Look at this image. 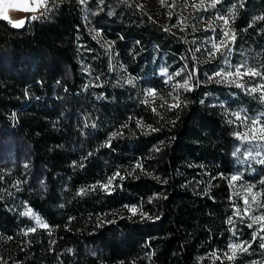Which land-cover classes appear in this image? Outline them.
<instances>
[{
  "label": "trees",
  "instance_id": "1",
  "mask_svg": "<svg viewBox=\"0 0 264 264\" xmlns=\"http://www.w3.org/2000/svg\"><path fill=\"white\" fill-rule=\"evenodd\" d=\"M211 3L202 15L226 16L236 35L229 59L264 73V0ZM50 8L19 29L0 20V264L264 261V234L248 227L264 203V150L246 159L228 119L234 110L264 122V100L206 81L216 68L196 63L189 43L134 0H52ZM190 72L180 108L143 103L148 89L176 95L175 81ZM113 132L123 135L105 147ZM117 171L125 178L109 195L99 185ZM232 175L240 179L230 185ZM28 208L50 228L25 236L36 226ZM232 243L247 252L212 256Z\"/></svg>",
  "mask_w": 264,
  "mask_h": 264
},
{
  "label": "snow or ice",
  "instance_id": "2",
  "mask_svg": "<svg viewBox=\"0 0 264 264\" xmlns=\"http://www.w3.org/2000/svg\"><path fill=\"white\" fill-rule=\"evenodd\" d=\"M87 0H79V3L81 5L85 4ZM220 0H212L210 7H215L217 3H219ZM52 3V0H0V20L6 21L13 28H22L26 22V20H36L41 16H44L47 12L51 10L50 4ZM160 3L162 5L166 4V0H160ZM195 9L200 10L202 8H205V0H199V3H193L192 5ZM10 8H22L24 12H30L34 13L31 16L25 17L23 19H18V20H11L8 14V10ZM39 15H36V14ZM217 19L223 21V25L221 27V33L219 39L216 37L212 38L211 41V49L209 50L208 54L210 57H215L217 53L223 54L225 50L231 51L230 45L235 43L236 40V35L235 32L231 30L229 27V19L226 16H218ZM182 23V21H181ZM211 27V26H209ZM165 31H168L167 28H165ZM212 31H215V28H212ZM199 51V49H196ZM164 75H167V72L165 71L163 73ZM181 73L177 72L175 75L179 76ZM195 75V72H190L188 78L183 82V83H177L174 85V91L177 93L176 95H172V93H169L170 96H172V100L174 101L171 104H167V101H165V104H167L169 110L171 109H178L181 107L182 101L179 96V91L183 89L184 91H192V85L190 84V81L192 80V77ZM216 77L220 78V82H227L229 84H234L237 88H244L245 84L242 83L245 77L249 78H255V77H261L264 79V73H261L255 68L252 67H245L243 63L235 66L234 70H229L225 72L224 70L217 71L213 77H210V79H215ZM169 80L172 79L171 76L168 77ZM128 83H132L131 80L128 81ZM249 92L251 93H257L261 92L264 93V84H260L258 86L252 87L248 89ZM147 97H151L152 100L150 101ZM157 98V92L154 89H148L146 93V98L144 99L143 103L145 105H149L150 103H154L155 99ZM262 99H264V96H262ZM203 102V101H201ZM164 104L161 105L163 107ZM153 112H156V108H152ZM235 119L238 121H241V127H243L245 130L243 131H237L234 132L233 135L235 139L241 142V144L244 143H256L257 148L259 149L262 145H264V124H261L259 119H253L251 121V124H248V117L247 116H241L240 113H234ZM229 123H233L232 121H229ZM127 125H124L126 127ZM137 126H143L142 121L137 122ZM150 127V126H149ZM152 131H156V129H151ZM117 135H123L122 132H113L111 136L109 137L108 143H106L104 146L105 147H111V140L114 139ZM159 151V149H156ZM239 151V149L237 150ZM262 153L258 150L256 152V156H260ZM233 155H237V153H233ZM246 159L248 158H255L253 156V153L251 150H248L246 152ZM264 163V160L261 161ZM135 168H139L141 171H144L143 165L141 163H137L135 165ZM119 178L120 180H123L125 177L120 174L119 171L114 173L113 176L109 177L105 183H101L99 185L100 189L107 192L109 195L111 194L110 189H113L114 187V181ZM229 179L230 185L233 184L234 182L238 181L240 179V176L238 175H232ZM122 187V185H119ZM96 188L95 185L91 186V189L94 191ZM87 189H81L79 195H83ZM248 195L251 197V200L253 203L256 202L257 196L259 195L258 193H254L252 191V188L247 189ZM149 203H151V200H149ZM244 204L248 205L249 200L245 199ZM132 216L137 215L138 213L142 218L145 219H150V217L147 216L145 212H143L142 207L138 206H129L125 205L124 206ZM236 213H240V209H236ZM245 214H248V210H245ZM23 215L31 217L35 221V227H32L28 229L27 231L24 232V235L27 236L29 233H35L37 231V228H42V229H49L50 225L44 222L38 215H36L31 208H28ZM158 219V218H157ZM231 223V220L228 221ZM252 224H260V231L264 232V216H257L252 220V223L248 225V227H252ZM50 234V233H49ZM262 248H264V244L260 245ZM248 247H251L249 244ZM229 252H225L224 255L227 257L229 261L233 260L237 252L243 251L247 252L248 248L244 246V243H232L228 246ZM212 256H214L216 259H220L219 256L216 255L215 252L212 253Z\"/></svg>",
  "mask_w": 264,
  "mask_h": 264
},
{
  "label": "rangeland",
  "instance_id": "3",
  "mask_svg": "<svg viewBox=\"0 0 264 264\" xmlns=\"http://www.w3.org/2000/svg\"><path fill=\"white\" fill-rule=\"evenodd\" d=\"M136 4L143 9H146L150 12L154 20L157 22L168 26L171 30L179 33L186 42L189 43V53L191 58L195 60L196 63H211L216 69L212 72H206V81H218L220 82V78L216 77L215 79H210L213 77L217 71L224 70L225 72L229 70H234L235 66L241 64L236 61L229 59L227 56V50L221 53H217L215 57H210L208 52L211 49V41L213 37L219 39L221 33V27L223 25V21L217 19L218 16L206 17L202 15L200 10L195 9L192 5L193 3H199V0H166V4L162 5L160 0H134ZM17 10V13L16 11ZM22 8H10L8 10V14L11 20L15 21L18 19H23L26 16V12H23L22 15ZM32 13L31 15H33ZM37 15V14H36ZM182 21V23H181ZM85 23L88 27H90L88 20L85 19ZM211 26V27H209ZM212 28H215V31H212ZM92 33L94 37L100 41H105L104 37L102 36L100 30L93 29ZM196 49H199L197 51ZM245 67H252L249 64H245ZM211 66V65H209ZM253 68V67H252ZM203 74V73H202ZM181 83V81L176 80L174 84ZM227 83V82H223ZM242 83L245 84V89L248 90L252 87L258 86L260 84H264V79L261 77L249 78L245 77ZM173 95V94H172ZM257 96L262 99L264 93L257 92ZM150 101L152 100L151 97H147ZM163 100L167 101L168 103H173L172 96L169 94L166 97L160 98L157 94V98L155 100ZM264 100V99H263ZM228 113V112H227ZM234 113L237 111L229 110L228 119L233 123L234 132L243 131L245 130L241 127V121L235 119ZM240 113V112H238ZM241 114V113H240ZM241 116H246L241 114ZM248 117V116H247ZM248 124H251L253 119H257L254 117H248ZM261 124H264L261 121ZM143 125V123H142ZM245 149L251 150L253 155H256V152L259 150L262 152L264 150V145H262L259 149L256 146V143H245ZM264 176V175H263ZM245 192V191H244ZM248 199V198H245ZM244 199V200H245ZM262 209H256L254 214H251V219H254L257 216H264V203L261 205ZM45 222V221H44ZM260 227L261 225L258 224ZM264 234V232H262ZM225 252H229V248L222 250L221 252L216 253L220 259H226L227 257L224 255ZM229 254H231L229 252ZM260 264H264V261H261Z\"/></svg>",
  "mask_w": 264,
  "mask_h": 264
},
{
  "label": "crops",
  "instance_id": "4",
  "mask_svg": "<svg viewBox=\"0 0 264 264\" xmlns=\"http://www.w3.org/2000/svg\"><path fill=\"white\" fill-rule=\"evenodd\" d=\"M15 11H16V13H17V10H15ZM19 12H21V11L19 10ZM23 12H24V11L21 12L22 15L24 14ZM26 13H27V14H32V13H30V12H26ZM27 14H26V15H27Z\"/></svg>",
  "mask_w": 264,
  "mask_h": 264
}]
</instances>
